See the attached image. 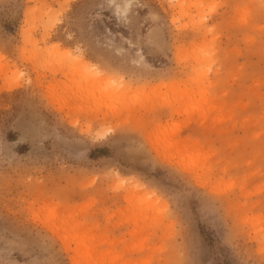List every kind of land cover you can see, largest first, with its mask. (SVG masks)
I'll return each instance as SVG.
<instances>
[{"label": "rangeland", "instance_id": "obj_1", "mask_svg": "<svg viewBox=\"0 0 264 264\" xmlns=\"http://www.w3.org/2000/svg\"><path fill=\"white\" fill-rule=\"evenodd\" d=\"M126 1L0 0V264H264V0Z\"/></svg>", "mask_w": 264, "mask_h": 264}, {"label": "bare ground", "instance_id": "obj_2", "mask_svg": "<svg viewBox=\"0 0 264 264\" xmlns=\"http://www.w3.org/2000/svg\"><path fill=\"white\" fill-rule=\"evenodd\" d=\"M68 1H69V0H68ZM129 4H130V1L127 0V1H126V6L129 7ZM123 11L127 13V12H128L127 7H126V8L123 7ZM55 47L58 49L60 46H59V44H58V45H54V46H53L54 49H56ZM64 51H65V53H67V54L69 53V50H68V49H67V50L64 49ZM80 59H81V58H80ZM80 62H82V61H80ZM82 63H83V62H82ZM84 63H85V62H84ZM86 64H87V63H86ZM106 77H107V76H106ZM10 85H11V84H10ZM127 87H128V86H127Z\"/></svg>", "mask_w": 264, "mask_h": 264}]
</instances>
